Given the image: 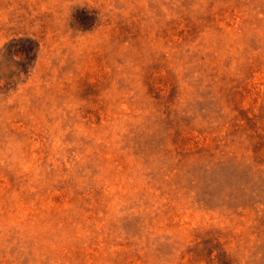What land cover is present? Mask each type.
Returning <instances> with one entry per match:
<instances>
[{
  "label": "rangeland",
  "instance_id": "1",
  "mask_svg": "<svg viewBox=\"0 0 264 264\" xmlns=\"http://www.w3.org/2000/svg\"><path fill=\"white\" fill-rule=\"evenodd\" d=\"M0 264H264V0H0Z\"/></svg>",
  "mask_w": 264,
  "mask_h": 264
}]
</instances>
